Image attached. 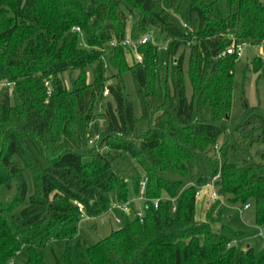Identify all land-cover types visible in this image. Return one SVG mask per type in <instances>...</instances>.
<instances>
[{"label": "trees", "instance_id": "trees-1", "mask_svg": "<svg viewBox=\"0 0 264 264\" xmlns=\"http://www.w3.org/2000/svg\"><path fill=\"white\" fill-rule=\"evenodd\" d=\"M144 35L149 40L138 44ZM126 39L136 50L123 44ZM244 43H264V0H90L86 7L80 0H0V264H13L22 247L24 264H46L41 248L51 232L72 238L81 217L107 212L111 192L129 202L130 212L104 238L89 246L77 241L76 264H264V247L234 258V248L214 229L219 216L208 212L196 220L195 192L205 179L181 187L161 176L170 171L186 177L190 158H209L215 150L220 122L231 109L238 57L221 52ZM128 52H138L141 61L135 56L129 64ZM94 63L88 82L84 69ZM260 63L256 56L254 72ZM109 67L115 69L112 84H106ZM75 70L66 88L61 75ZM127 71L146 122L142 129H136L125 92ZM105 88L111 101L103 105ZM158 92L161 103L152 108ZM206 105L210 119L203 121ZM243 117L241 128L258 126L264 136V104L245 105ZM227 144L212 173L218 174L214 188L232 195L231 202L254 205V223L264 234V151L260 161L237 163L226 159ZM232 147V154L240 151ZM121 153L133 157L146 178L142 218L113 165ZM140 182H134L136 193ZM178 194L172 211L162 196ZM153 199H159L157 207ZM54 258L55 264H73L69 246Z\"/></svg>", "mask_w": 264, "mask_h": 264}, {"label": "rangeland", "instance_id": "rangeland-1", "mask_svg": "<svg viewBox=\"0 0 264 264\" xmlns=\"http://www.w3.org/2000/svg\"><path fill=\"white\" fill-rule=\"evenodd\" d=\"M83 2L84 6H88L90 0H80ZM131 22L128 20L126 26V34L130 32ZM82 45V39L80 40ZM241 55L237 57L235 61V71H234V87L232 91V103L229 112L228 119H223L220 122V126L223 129V133L219 136L215 150L210 152V157L205 156L192 157L188 161L189 173L188 175L182 176L176 172H162L161 176L169 181H181L182 186H187L190 184H197L198 178L205 179L206 182H212V173L215 169L219 170L220 165L225 159L221 154V147L227 144L228 152L226 159L228 161L234 160L237 163H241L244 159H254L255 161H260V152L264 151V136L261 133V129L258 126H247L241 128L244 121L243 113L245 110V105L249 107H263L264 104V43L259 45H252L249 43H244L240 45ZM182 50V49H180ZM185 51V58L183 63L184 80H185V91L186 96L190 98L191 96V85L186 73L188 50ZM135 53V52H134ZM127 53L126 60L131 64L133 57L139 54ZM163 47L158 49V60L162 61L165 54ZM258 56L260 57L261 63L258 72L252 70L253 60ZM92 64L84 69L86 80L88 82L93 81ZM246 67H249V71L245 73V82L243 88L241 89V83L243 81V71ZM115 69L109 67L106 71L107 83L112 84L115 79H112V75ZM79 71H66L62 73L61 80L66 88H70L71 80L76 78ZM123 82L125 86V92L127 98L133 104L134 114L137 118L136 129H142L146 122L140 119V104L138 97L135 92L134 83L132 80L131 73L129 71L123 74ZM106 89V88H105ZM244 96V99L242 97ZM107 101H111V96L109 94L104 95L102 103L105 105ZM161 103V95L158 92L156 96L150 99V106L156 108ZM199 119L203 121H208L210 119V107L206 105L201 113L199 114ZM99 123H101L98 117ZM94 142V138L91 139ZM227 141V142H226ZM90 142V146L92 145ZM226 142V143H225ZM232 145L240 151L236 154H232ZM103 150V148H101ZM115 169L122 172L128 189V200L132 201L135 209L143 213L144 206L146 204V197L140 192L136 193L134 190V182L137 180L144 179V173L137 163V161L131 157L129 154L121 153L117 156L113 163ZM215 181V180H214ZM214 181L212 183H214ZM204 183H198V187L202 186ZM216 193V197L213 196L212 191L209 189H204L200 195L196 198V220H205L206 214L211 212L213 216H219V220L216 223L214 229L219 228V232L225 236L227 240V246L234 248V258H237L240 251L245 250L249 247L253 248L254 251H259L264 247V234L263 229L258 227L254 223L255 208L254 205H250L249 208H244L240 202H231L230 199L232 195H218L216 188L213 189ZM10 196V194H4V196ZM9 197V198H10ZM141 197L140 200L137 198ZM162 198H168L170 203L176 205L179 200V194L174 198H169L167 196H162ZM110 210L101 213L95 217H81L77 227L76 234L72 238H67L63 231H52L45 245L41 248L44 254L46 264H55L54 255H61L66 246L70 247L72 254L73 264L75 262V245L77 241H81L86 245H91L101 238L107 236L112 229H116L124 224V219H121L120 223L115 221V218H122L121 212L115 208H111L112 202L115 201L114 195L110 193ZM212 208H214L212 210ZM26 258V249L22 247L17 253L16 258L13 260V264H24Z\"/></svg>", "mask_w": 264, "mask_h": 264}, {"label": "built area", "instance_id": "built-area-1", "mask_svg": "<svg viewBox=\"0 0 264 264\" xmlns=\"http://www.w3.org/2000/svg\"><path fill=\"white\" fill-rule=\"evenodd\" d=\"M75 29L78 30L77 27H75ZM149 38H150V35H144V36H142L141 39L138 41V44H143V43L147 42V41L149 40ZM123 44H131V42L129 41V39H126V40L123 42ZM131 45L133 46L134 50H136V44L133 43V44H131ZM240 45H241V44H238V45H234V44H232L229 48H227V49H225L224 51H222V52H221V55L235 53L237 56H240V55H241V48H240ZM163 48L165 49V47H163ZM137 59H138V61H141V56H140L139 54H137ZM108 93H109V92H108L107 89H105L104 92H103L104 95H106V94H108ZM217 177H218V174H217L216 176L213 177L212 182H213ZM212 182H211V181H208V182L204 183L202 186L197 187L196 192H195V197L197 198V197L200 195V193H201L202 191H204V189H206V190H207V189L211 190L213 196L216 197L217 195H216V193H214L215 191L213 190V189H214V183H212ZM145 186H146V178H144V179L141 180V182H140V193H141V194H144ZM137 199L140 200L141 197H138ZM158 202H159V199H153V200H152L153 206H154V207H157ZM78 206H79V210H80L81 212H83V207H82L81 205H79V204H78ZM112 207L117 208V209L121 212V214H128V213L130 212V205H129V202H118L117 200H115V201L112 202V204H111V208H112ZM249 207H250L249 204H245V205H244V208H249ZM109 210H110V208H108L107 211H109ZM172 211H175V205L172 206ZM142 215H143V213H142L141 211L136 210V216H137V217L142 218ZM115 221H116L117 223H120L121 218H117V217H116V218H115Z\"/></svg>", "mask_w": 264, "mask_h": 264}, {"label": "water", "instance_id": "water-1", "mask_svg": "<svg viewBox=\"0 0 264 264\" xmlns=\"http://www.w3.org/2000/svg\"><path fill=\"white\" fill-rule=\"evenodd\" d=\"M215 55H216V51L214 50V51H213V56H215Z\"/></svg>", "mask_w": 264, "mask_h": 264}]
</instances>
